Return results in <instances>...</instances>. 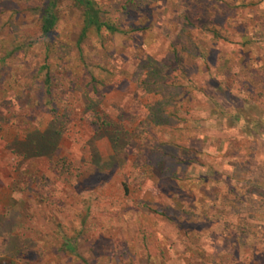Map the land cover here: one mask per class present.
<instances>
[{"label":"rangeland","instance_id":"rangeland-1","mask_svg":"<svg viewBox=\"0 0 264 264\" xmlns=\"http://www.w3.org/2000/svg\"><path fill=\"white\" fill-rule=\"evenodd\" d=\"M97 1L128 34L83 62L70 0L47 39L1 14L37 43L0 76V264H264V0Z\"/></svg>","mask_w":264,"mask_h":264},{"label":"trees","instance_id":"trees-1","mask_svg":"<svg viewBox=\"0 0 264 264\" xmlns=\"http://www.w3.org/2000/svg\"><path fill=\"white\" fill-rule=\"evenodd\" d=\"M62 0H40L34 5L29 4L27 1L21 2L18 6L13 5L12 0H0V5L10 4L11 7L8 9H0V22L1 14L5 11H9L11 15L16 14H29L35 16V22L37 23L39 36L41 39H47L55 31L57 24L59 22V12L58 8ZM74 9L79 11L81 17L80 30L76 40V48L79 49L80 45L86 41L91 33H95L99 39H102L103 32L108 33L110 36L115 35H127L128 30L121 28L120 25H117L115 22H112L107 18L106 13L104 12L102 5L97 0H70ZM213 38H219L220 35L217 31L212 30ZM241 38L244 42L247 43L248 39L243 33ZM6 43L8 46L4 45ZM0 47V76L7 78V65L11 59H14L18 56L19 53L29 49L37 42H20L16 38L12 40H5ZM36 41V40H35ZM39 42V41H38ZM34 43V44H33ZM50 46L45 45V50L47 55L49 53ZM80 59L83 62V52L79 49ZM141 69H148L150 77L160 76V70L156 67L155 61L151 58H147L146 62L141 65ZM45 71V76L40 83L42 86V91L45 92L46 105L50 104V91H51V75L48 65H43L36 70V73L32 80L37 79L41 72ZM99 81L93 78V86H96ZM96 89V88H95ZM94 89V90H95ZM17 100V96H15ZM156 121V119H155Z\"/></svg>","mask_w":264,"mask_h":264}]
</instances>
